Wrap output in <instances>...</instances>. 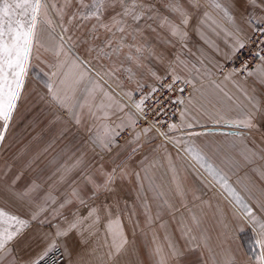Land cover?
I'll list each match as a JSON object with an SVG mask.
<instances>
[{"label":"snow or ice","instance_id":"obj_1","mask_svg":"<svg viewBox=\"0 0 264 264\" xmlns=\"http://www.w3.org/2000/svg\"><path fill=\"white\" fill-rule=\"evenodd\" d=\"M159 0H153L151 4L145 3L144 0H91L90 4H86L84 0H0V145L6 139V135L12 126L18 111L19 102L24 99V90L30 70L33 67V59H38L36 53L41 49L46 52H52L57 58L58 62L54 67L57 71L52 72L51 75L59 78V85L54 83H46V88L53 102H55L61 109L67 110L71 119L76 125L82 123V111L87 109L93 124L89 128L91 135L89 140L95 147H99L104 153H112L113 146L117 144V138L128 129L135 130L140 122L144 125L139 131H133L132 140H125V144H133L131 151L127 154L126 159L132 158L140 152V139L143 135L147 142L149 134L155 130L156 134L163 137L164 141L173 144L177 148H181L188 158L194 162L193 166H198L211 179L218 184L228 195L232 198L235 204L243 213V217L252 225L253 229L257 231V238L255 245L258 252L254 256L255 264H264V203L257 202V208L251 207L245 203L244 198L232 187L228 182L227 176L224 172L213 163L211 157L200 145L196 143V138L211 136L214 134L213 129L206 128L201 124L196 115L191 112L195 111L197 114H203L208 117L213 125H221L224 128L232 129V131L221 133L225 137L232 138V147H236V141L244 144L250 138V134L259 130L260 125L256 122L258 116H264V101L261 97L264 96V91L255 86L252 87L251 92L235 79L239 75L245 77H252L255 81L264 86V0H231V4L226 5L222 0H206V3L216 12L221 13L223 17L235 27V34L227 32L225 34L231 36L233 43L230 47L229 53L225 56L227 59H239L241 53L249 47L254 45L255 50L249 49L250 60H242L239 66L231 70L224 71L219 65H215L223 76V80L218 83L212 79L214 73L204 66L203 61H200L201 67L195 64L191 66L189 71H192L195 80H204L207 78L208 85L216 92L222 93L231 105L225 107H216L205 96V85L201 83L200 88L196 87L195 80L192 78H183V83L190 86L194 93L198 95L189 94L187 98L183 96H173L174 92L183 93L185 88H177L175 85L181 81L182 77L177 74L175 68H171L169 72L164 75H159L156 71L148 69V75L155 81L147 91H144V85L137 82L136 91L143 94L139 99H135L133 91L123 92V96L127 98L126 103H122L116 99L112 91L105 90L104 84L107 80L104 77L114 78L115 73L119 68L109 69L104 71L95 70L91 66V62L83 60L80 57H73L71 59V70L61 72L68 64V58L72 56V46L75 43L70 32V28L66 25H72L76 21L87 22L95 20L96 23L92 25L90 34L83 38L82 42L89 44L87 51L89 53L95 51L96 59L101 57L110 58L112 54H119L124 47L130 49L135 47L136 53H141L143 49L134 45H126L125 35H131L128 29L132 25L128 23L130 19L137 27L133 31H142L139 28V22L145 19L146 12L152 11L156 7ZM73 3L78 5V8L68 15L67 9L73 6ZM187 4L191 7L199 8L198 0H187ZM243 5L245 11L242 14L244 21L251 25L253 33L246 39H242L243 29L236 24L233 9H238ZM163 8L175 15L180 24L187 26L189 24L190 14L181 0H167L163 4ZM117 9H119L117 11ZM114 13L109 17L108 22H105L103 17L106 12ZM204 16L211 19L210 14L205 11ZM55 17V18H54ZM58 18V19H56ZM160 19V26L166 27L173 37H179L181 41L188 38V33L184 31L178 24L174 23L167 16H163L158 9L153 15H148L147 19ZM215 23V21H213ZM80 27V24L76 25ZM151 28V25H147ZM59 29V31H57ZM102 29L110 35L103 41V46L91 45L89 41L98 39L97 30ZM155 31V29H152ZM120 34L117 36V34ZM202 35V39H203ZM81 40L80 37L76 38ZM116 47H111L113 43ZM211 44L214 50L219 51L215 44ZM186 47V45H185ZM105 48H111V52H106ZM63 57L64 59H59ZM129 61H134L137 66L144 67L139 56H126ZM260 61L254 67H250L253 61ZM176 64H184L183 61L177 58ZM185 69L188 68L184 64ZM203 69V70H202ZM129 73V79H133L134 73L131 68L124 69ZM95 73L93 76L92 73ZM171 76V82H166L168 76ZM98 78V79H97ZM104 80V84L100 81ZM224 82H232L234 86L243 94L244 100H234L233 96L225 91ZM117 87H122L117 80ZM111 86L109 85V88ZM82 91L84 95L78 96L77 93ZM63 93V94H61ZM97 93H101L103 101L99 104H93ZM212 105V111H209L207 105ZM183 105L184 107L178 109L179 123L168 122L171 116L176 112L169 114V109L172 106ZM130 110L125 112V109ZM123 113V116L118 114ZM234 113V115H233ZM111 116H117L119 123L110 124L107 121ZM167 117V119H165ZM99 122V123H96ZM166 128V131L162 130ZM199 128L200 130H196ZM218 131V129H217ZM179 132L180 135H175ZM51 147V145H49ZM163 147V145H160ZM48 149L45 148L46 152ZM116 155H119L117 153ZM255 155V153H253ZM37 156L35 159H38ZM144 159H147L145 156ZM170 160V157H168ZM247 159V157H246ZM249 162H251L249 160ZM80 161H77L79 164ZM141 172H135L139 187L144 188V182H148V189L154 193V198L160 200L164 193L159 191V185H156L150 169L155 167L154 164L148 167L144 166L141 160ZM31 167V162L26 165ZM72 167H75L73 165ZM170 169L174 171V167L169 165ZM119 169V172L117 171ZM66 171H71V168ZM133 174L129 171V165L126 161L115 164L111 171L105 172L101 170L100 175L103 177L102 182H97L91 175L85 177L88 184L92 185V196L99 197L104 195L105 199L115 193L116 189L113 184L117 179L123 180L128 175ZM23 173L17 174L11 181L8 190L12 191V186H15L21 180ZM175 182V176L173 177ZM41 185L32 181L24 190L14 191L12 195L16 200L26 202L23 206L29 212L28 218H22L20 215L14 214L4 207H0V264H46V258L50 253H53L57 248V240H63L64 247L67 250V242L71 235L76 231L79 235V228L85 220L91 219L89 227L98 225L102 219L99 215L101 208L104 210L107 221L104 225L108 244L110 239V248L113 251L109 252V257L113 253L119 254L124 250L128 244V238L125 233L124 225L121 219V212L119 208V200L115 201L117 214L113 217L111 205L101 202L100 208L92 207L87 213V216L74 215L73 220L67 223L64 228L57 227L54 233H45L41 240L45 242V247L36 252L34 255H24L27 245H22V241L31 228L33 222L43 223L40 219L41 215L47 211L49 203L55 204V198L48 194L44 198L43 203H36V193ZM176 192L178 195H183V190L180 184H176ZM75 197L80 205H86V201L80 196L77 191H73ZM91 198V197H90ZM72 201H65L59 205L61 209L66 204ZM34 206V210L29 207ZM167 206L171 208L168 200L162 201L161 207ZM127 207V205H125ZM144 212L146 215V226L152 223V217L148 215L149 206L143 203ZM135 215L133 211L128 219L133 224V231L139 227V223L132 221V216ZM159 219V213L156 216ZM195 225H199V220L195 215L191 217ZM161 227H164L161 224ZM183 236L189 238V245L191 241L197 239L196 236L190 235L192 228L187 227L181 222L180 225ZM167 243L168 251L165 252L162 244L156 243L157 237H153L155 247L152 249V255L155 257V264H170V261H175L176 264H181L182 259L186 257V252L192 251L198 245H191L182 251L179 246L174 244L167 235L164 238ZM51 241V242H49ZM225 264H235L234 260L229 257Z\"/></svg>","mask_w":264,"mask_h":264},{"label":"rangeland","instance_id":"obj_2","mask_svg":"<svg viewBox=\"0 0 264 264\" xmlns=\"http://www.w3.org/2000/svg\"><path fill=\"white\" fill-rule=\"evenodd\" d=\"M227 0H222L226 2ZM62 3V0H60ZM86 4H90L91 0H84ZM145 3L151 4L153 0H144ZM167 0H159L156 3L155 9L146 12L145 19L139 22V28L142 31H133L137 25L129 19L128 23L132 25V28L128 29L131 35H125L126 45H134L136 47H141L143 51L141 53L135 52V47L129 48L124 47L119 54H112L110 58L101 57L96 59V52L93 51L89 53L87 51L89 44L82 42L83 38L90 34L92 25L96 21L90 20L87 22L76 21L72 25H66L70 28V32L67 35H71L75 43L72 46V56L68 58V64L65 68L61 69V72H67L71 70V59L73 57H80L83 60H88L91 62V66L103 74L104 71L109 69L119 68L120 70L115 73L114 78L104 77L107 80V84H104V80L100 83L104 84L105 90L112 91L116 88L120 93L113 92L116 99H119L122 103L127 102V98L123 96V92L133 91L134 98L137 92V82L144 85V91H147L155 81L148 75V69L156 71L159 75H164L169 72L171 68H175L178 75L182 77L181 81L183 83V78H192L195 80L194 74L191 66L195 64L197 67H201L200 61H203L205 67L210 69L214 75L212 79L216 81L219 80L221 72L215 65L221 66L226 61V58L222 56V52H226L225 46L220 47L216 39H211L212 35H218L222 28H227L230 23L223 17L221 13L213 10L207 3L206 0H198L200 7H191L187 4V0H181L187 8L190 19L189 24L184 26L180 24L179 19L167 12L163 8V4ZM78 8L76 3H73L71 8H68L67 15L65 16V21L68 19L73 11ZM158 9L163 16H167L174 23L178 24L184 31L188 33V38L181 41L179 37H173L166 27L160 26V19L148 20V15H153L155 10ZM119 9H117L118 11ZM207 11L211 19H207L204 16V12ZM111 11L106 12L103 17L105 22H108L109 17L113 15ZM55 18V17H54ZM58 19V18H56ZM215 21V23H213ZM80 24V27L76 25ZM151 25V28L147 27ZM152 29H155L153 31ZM59 31V29H57ZM98 39L94 41H89L91 45L103 46V41L110 35L102 29L97 30ZM120 34L118 33L117 36ZM203 35V39H202ZM80 37L81 40L76 38ZM245 39L247 37H241ZM215 44L219 51L214 50L210 43ZM186 45V47H185ZM114 42L111 47H116ZM106 52H111V48H105ZM131 54L132 56H139L141 63L144 67H139L134 61H129L126 56ZM38 59H33V67L30 70V74L27 78L24 99L19 102L18 111L16 113L15 119L6 135V139L3 145H0V169L13 168V166L21 165V168H27L31 162V165L37 169H47V176L44 178L46 180L50 179V184L53 185L54 190L60 188V185H65V181L71 188L74 185L84 184L89 186L85 180V176H68L64 177L61 172L64 168L71 171L73 165H77V161L67 160L64 157H74L71 154V145H66L67 143L76 142V140H82L85 143L86 149H90L91 141L89 136L91 133L89 129H79L78 125L74 123L71 119L70 114L65 109H61L55 102L52 101L48 90L46 88V83L52 82L55 86L59 85V78L51 75L52 72L57 71L56 68L50 67L58 62V58L52 52H46L41 49L36 53ZM179 60L183 61L184 64L188 66L185 69L184 64L174 63ZM59 59H64L60 57ZM222 59V60H221ZM223 61V62H222ZM131 68L132 73H134L133 79H129V73L124 71V69ZM203 70V69H202ZM226 72V71H225ZM94 76L95 73L93 72ZM239 76L235 79L237 80ZM98 79V78H97ZM119 81L122 87H117L116 81ZM168 80H171V76H168ZM196 86H200L201 83L208 84L207 78L204 80H195ZM109 85L111 86L109 88ZM225 87L230 89V95L236 100L237 88L232 82L225 84ZM206 88V86H205ZM115 90V89H114ZM192 88L186 85V91L183 97L187 98ZM207 94L209 100H216L218 97L215 95L214 91L210 86H207ZM63 94V93H61ZM78 96H83L84 93L79 91ZM103 101V96L101 93H97L93 104H99ZM219 104L220 98L216 100ZM183 105H178L175 116L171 122H177L179 111ZM126 110H130L126 108ZM85 111V116H83ZM197 117H206L203 114H196ZM86 125L91 126L93 119L89 116L87 109L82 111V122ZM99 123V122H98ZM107 123L114 124L113 119H109ZM143 127V126H142ZM127 130L130 135L124 139L129 140L132 137L133 131ZM84 131V134L81 132ZM166 131V130H165ZM152 136L154 137V142L159 146L157 147L164 158L163 161H155L156 176H152L156 185H159V191L164 193V196L157 200L154 198V193L149 191L147 196L140 192H120L119 189L113 195L105 196L102 194L99 197L92 196V193H88L89 198L86 199L91 204H94L97 208H100L101 202L110 205V201L119 200L122 205L125 203L127 205L125 208H120L121 217H126L129 221L128 216L133 211L135 215L132 216V221L139 223V227L132 232L134 238L140 239L141 234L145 233H159L162 235H167L169 239L180 247L182 251H185L186 247L191 245H198V247L193 248L192 251L186 252V257L182 259L181 264H214L221 263V257L223 259L224 252H221V244L224 246V251L226 253V248L229 247V255L237 263V259H240V263H253L254 254L249 251L250 256H241L237 254V249H240V243L238 236L242 234L243 231L249 232L248 225L242 224V220L236 218L235 211L228 209V214L225 208L221 204H218L217 199H219L218 190H223L218 184H216L211 177L208 180L201 178L199 175L197 177L194 174V170L178 153L177 150L172 148V145L164 141L163 137H159L153 131ZM175 135H180L179 132ZM151 136V137H152ZM250 141L252 139H249ZM121 141V142H123ZM160 142V143H158ZM233 140L229 137H211L209 139H203L200 142H196L204 150L208 152L214 164H216L227 176L229 184L232 185L236 191L242 188L245 193L244 198L245 203L249 204L251 207L255 205L251 200L254 194L256 196L261 193L264 195V161L253 160L250 154L256 148L253 144H238L236 141V147H232ZM206 144V145H205ZM51 145V147H49ZM163 145V147H160ZM183 147V146H181ZM241 147H244L243 149ZM48 150L45 152L44 149ZM156 148V149H157ZM261 150H264V145L260 146ZM101 153V152H99ZM173 153V154H172ZM178 155H177V154ZM176 154V155H174ZM31 155V156H30ZM40 155H47L42 159ZM60 155L63 159H60ZM108 153L100 155V158L96 160H85L84 169L87 171L97 169L100 174L101 170L108 172L110 168L112 169V164L109 162L107 156ZM28 156L34 158L32 161L28 160ZM39 156L38 159H35ZM148 157L147 154H143L142 157ZM170 157V160L168 159ZM247 157V159H246ZM75 158V157H74ZM27 160V161H26ZM249 160L251 162H249ZM174 167L172 171L169 165ZM80 164V163H79ZM134 168H139L136 162H130ZM203 171L202 169H200ZM51 172V173H49ZM131 172V171H130ZM133 172V171H132ZM137 172V171H136ZM152 168L150 169V173ZM175 176V182L173 177ZM93 177V176H92ZM98 183L102 182V176L93 177ZM139 181L136 177H131L128 175L123 180L117 179L113 186H120L122 189L133 188L134 186H139ZM180 184L183 190V195H178L176 192V184ZM261 187V188H260ZM251 191H256L252 193ZM73 193V192H72ZM72 193H69V200H72ZM121 196H126V199H121ZM212 196V197H211ZM91 197V198H90ZM148 197L147 204L149 206V213L152 217V223L150 226H146V215L143 208V203ZM252 198V199H251ZM166 199L171 205V208L164 206L161 207L162 201ZM125 200V201H124ZM113 203V202H112ZM131 205V209L129 207ZM229 208V207H228ZM231 210V211H229ZM102 211L101 224L107 221L104 210ZM113 217L117 214V208L111 209ZM159 213V219H156ZM232 214V215H231ZM195 215L199 220V225H195L191 217ZM229 216V218H228ZM228 221V222H227ZM183 222L187 227L192 228L190 235L197 237L196 240L191 241L189 245V238L183 236L180 225ZM161 224L164 227H161ZM143 241L134 240V246L136 244H141ZM241 244L243 241L240 240ZM167 241H164L167 248ZM247 250V249H246ZM249 250V249H248ZM173 261H170L172 264Z\"/></svg>","mask_w":264,"mask_h":264},{"label":"crops","instance_id":"obj_3","mask_svg":"<svg viewBox=\"0 0 264 264\" xmlns=\"http://www.w3.org/2000/svg\"><path fill=\"white\" fill-rule=\"evenodd\" d=\"M226 5L231 4V0H227L224 2ZM233 15L236 21V24L241 26L243 29V35L242 37H248L250 34L251 30L253 29L251 25H248L244 19H243V13L245 11L243 5L239 6L238 9H233ZM226 29L227 32H231L235 34V27L233 24L230 23V25L227 28H222ZM220 30L218 35H212L211 39L217 38L216 41L219 44L220 47H224L226 49V52H222V56H225L226 53H229L230 47L233 43V39L231 36H228L225 34V31ZM227 59V58H226ZM222 60V59H221ZM223 62V61H222ZM257 63H260V61H257ZM256 63V64H257ZM255 66V65H254ZM253 66V67H254ZM223 80V77H220L219 80L217 81L220 83ZM237 81L241 84L242 87L247 88L249 92H251V89L253 86L260 88L261 91H264V86L259 85L254 78L252 77H245L239 76ZM229 82H224L223 86L225 87V84H228ZM206 88L205 92L209 95L207 91V86H209L206 83ZM197 88H200V86H196ZM116 93H120L116 88H114ZM225 91H227L230 94V89L228 87H225ZM192 95H198V93H194L193 89L190 91ZM204 92L205 96L207 94ZM121 94V93H120ZM219 99L220 102L216 100H210L212 104H215L216 107H225L228 105H231L232 101H229L226 97L223 96L222 93L216 92L215 94ZM210 98H207L209 100ZM262 101H264V96L261 97ZM119 100V99H118ZM236 100L243 101L244 96L243 94L237 89L236 91ZM184 107V106H183ZM182 107V108H183ZM209 111H212V105L209 104L207 105ZM262 107H264V104H262ZM128 110L125 109V112ZM192 115H196L197 113L195 111L191 112ZM120 116H123V113L118 114ZM234 115V113H233ZM83 116H85V111ZM201 124L205 125L206 128L213 129L214 134L211 136H205L201 138H196V142H200L203 139H209L211 137H225L221 133L223 132H228L232 131V129L224 128L221 125H213L212 122L208 119V117H197ZM93 119V118H92ZM110 119L114 120V123H119V120L117 119V116H111ZM179 116L178 120L176 123H179ZM94 121H92L93 124ZM260 128L257 131H254L250 134V138L252 139L251 141L247 139L244 144H253L256 146L254 151L250 154V156L253 158V160H262L264 161V150L260 149L261 145H264V116H258L257 121ZM98 123V122H96ZM91 124V125H92ZM89 129L90 126L89 124L86 125L84 120L81 123V125H78L79 129ZM218 129V131H217ZM132 130V129H128ZM196 130H200L197 128ZM84 134V131L81 132ZM152 134H149V138L147 139V142L145 140V137L142 135L140 139V152L137 153L132 160H127V154L131 151V148L134 146L133 144H125V141L119 142L116 145L113 146L112 153H108L107 156H109L108 160L112 164V168L115 167V164L121 163V161H126L127 164L130 166V162H136L139 166V168H134L131 165V169L129 167V171H131V177H136L134 173L141 172V176H143V172L141 171V160L144 162V166L148 167L149 165L154 164L155 161H163L164 158L161 157V154L163 152H160L158 150V144L154 142V137ZM226 138V137H225ZM232 139V138H230ZM132 140V137L129 139V141ZM156 141V140H155ZM238 144L239 141H237ZM160 143V142H158ZM4 144V143H3ZM2 144V145H3ZM170 144V143H169ZM66 145H71V154H74V157H64L65 161L67 160H74V161H80V164H77L75 168L72 169V171H66L67 169L64 168L61 172V175L64 177L68 176H85V175H91V176H101L98 173L97 169L93 170H85L84 167V161L85 160H96L97 158H100L101 153L105 154L104 152L101 151L99 147H95L92 143L90 144V149H86L85 143L82 140H76V142H71L67 143ZM172 148L177 150V153L191 166L193 167L192 169L194 170V174L196 177L199 175L201 178L204 177L206 180H208L209 176L201 171L198 166H193L194 162H192L188 156L183 152L182 147L177 148L173 144ZM206 145V144H205ZM157 148V149H156ZM242 149L244 147H241ZM206 151V150H205ZM101 152V153H99ZM207 152V151H206ZM119 153V155H116ZM176 153V154H177ZM208 153V152H207ZM255 153V155H253ZM143 154H147V159H144L142 157ZM173 154V153H172ZM174 154V155H176ZM177 154V155H178ZM31 156V155H30ZM28 156V160L32 161L34 158ZM47 155H40L42 159L46 157ZM60 159H63V156L60 155ZM27 161V160H26ZM158 163L154 164L157 166ZM21 165L13 166V168H4L0 169V207H4L6 210L20 215L22 218H28L29 217V212L26 210V208L23 206L26 202L18 201L15 199V197L12 195V192L14 191H22L24 190L32 181H35L37 184L41 185L40 189L38 192L35 194L36 195V203H43L44 198L46 195L50 194L52 195L56 203L51 204L49 203L47 207V211L43 213L40 217L41 220H43V223H37L33 222L31 228L27 231L24 240L21 242L22 245H27V248L25 252L23 253L24 255H29L32 254L34 255L36 252L41 251L46 245L45 242L41 240V237L45 233H54L57 227L64 228L67 226V223L71 220H73L74 215L78 216H87L88 211L92 207H96L94 204L89 203L86 201V199L89 198L88 193H92V185L86 186L84 184L80 185H74L71 188H69V185L65 181V185H60V188H57V190H54V187L52 184H50V179L46 180L44 179L48 172L47 169H37L34 168L32 165L30 168H21ZM155 167L152 168V172L150 173L151 176H156V170L154 169ZM111 171V168H110ZM119 172V169H117ZM133 171V172H132ZM23 173V176L20 181L17 182L15 186H12V191H9L8 188L11 185L12 179L19 173ZM51 173V172H49ZM117 192L119 189L120 192H140L142 194H148L150 191L148 189V182H144V188L141 190L139 186H134L133 188L129 189H122L121 185L120 186H113ZM261 188V187H260ZM237 192L244 198L246 196L244 195L245 191L242 188H239ZM264 189V187H263ZM77 191L80 196L86 201V205H80L79 201L75 198L72 197V202L70 204H66L63 209L59 207V205L65 201H69V193H72L73 191ZM219 192V199H217L218 204H221L222 207L225 208V211L228 214V209H233L236 213V218L242 220V224L248 225L249 227V232L248 231H243L240 236H238V240L240 243L241 248L237 249V254L239 257L241 256H250V252H253L256 254L258 252V248L255 245V241L257 238V231L253 229L252 225H250L247 220L243 217V213L240 211L239 207L235 204V202L232 200V198L228 195L227 192L224 190H218ZM252 193H255L256 191H251ZM264 193V191H261ZM255 197L251 200L255 205L253 208H257V202L264 203V195L259 193L258 196L254 194ZM212 197V196H211ZM121 199H126V196H121ZM115 200L110 201V205L112 206L111 209L116 208L115 206ZM125 201V200H124ZM148 201V197L146 198V203ZM113 202V203H112ZM34 210V206H29ZM129 207L131 209V205L129 204ZM229 207V208H228ZM119 208H125L124 210L127 213L128 208L125 207V203L122 205V203L119 201ZM229 210V211H231ZM99 215L102 216V211L100 210ZM130 215V214H129ZM232 215V214H231ZM115 217V216H114ZM107 218V217H106ZM229 218V216H228ZM122 223L124 225L125 233L128 238V244L125 246L124 250L121 251L119 254L113 253V256L110 258L109 257V252L113 251L110 248V239L108 240V244L105 243L107 236H106V231L101 224V221L98 225L89 227L91 224V219L85 220L84 223L80 226L79 228V235H77L76 231H74L71 235V238L67 242V250L64 247V242L63 240H57L58 248L61 249L62 254H63V261L61 264H155V257L151 254L152 249L155 247L153 243V237L156 236L157 240L156 243L162 244L164 246L165 252L168 251V248H165L166 245L164 244L165 241V236L159 233H145L141 234L140 239L134 238L133 232H132V222L128 221L126 217H121ZM262 219H264V215H262ZM228 222V221H227ZM106 223V222H105ZM104 223V225H105ZM134 240H141L143 241L141 244H136L134 246ZM240 240L243 241V244H241ZM51 242V241H49ZM221 252L223 254V259L221 257V263H214V264H225V261L230 257L229 255V247L226 248V253L224 251V246L221 244ZM247 249V250H246ZM249 249V250H248ZM253 263H240V259H237L236 264H255L254 259L252 260ZM172 264H176L175 261H173Z\"/></svg>","mask_w":264,"mask_h":264},{"label":"built area","instance_id":"obj_4","mask_svg":"<svg viewBox=\"0 0 264 264\" xmlns=\"http://www.w3.org/2000/svg\"><path fill=\"white\" fill-rule=\"evenodd\" d=\"M253 33V29L251 30L250 34L248 36H251ZM246 39V38H245ZM249 49H252V51L255 50V46L254 45H249L248 48H246L240 55V58L239 59H226V61L223 63V65L221 66V68L224 70V71H228V70H231L232 68H235L237 66H239L240 62L242 60H250L251 57H250V52H249ZM258 61V60H257ZM257 61H253L250 65V67H253ZM239 76H243V75H239ZM166 82H171V80H168ZM175 87L177 88H185L186 89V85L180 81L177 82V84L175 85ZM185 92L183 93H180V92H174L172 93L171 95L173 96H183ZM143 93L142 92H139L137 93L135 99H139V97L142 95ZM177 108H178V105L177 106H172L170 109H169V114L171 115V112H176L177 111ZM175 116V115H174ZM174 116H171V119L168 121V122H171L173 117ZM165 119H167V117H165ZM144 125V122L141 121L140 122V125L136 128V129H139V128H142V126ZM162 130H166V128L162 129ZM155 132V130H153ZM156 134V132H155ZM130 135V133L128 131H125L121 134L120 137L117 138V143L123 141L124 139H126L128 136ZM159 136V135H158ZM63 261V254H62V251L60 248H57L53 253H50L49 257L46 258V264H61Z\"/></svg>","mask_w":264,"mask_h":264},{"label":"bare ground","instance_id":"obj_5","mask_svg":"<svg viewBox=\"0 0 264 264\" xmlns=\"http://www.w3.org/2000/svg\"><path fill=\"white\" fill-rule=\"evenodd\" d=\"M160 137V136H159ZM161 138V137H160Z\"/></svg>","mask_w":264,"mask_h":264}]
</instances>
